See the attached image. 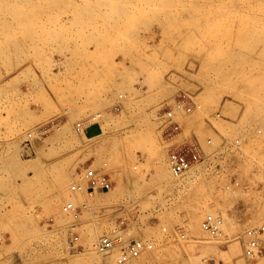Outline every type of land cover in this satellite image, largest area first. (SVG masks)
I'll return each mask as SVG.
<instances>
[{
    "label": "rangeland",
    "instance_id": "rangeland-1",
    "mask_svg": "<svg viewBox=\"0 0 264 264\" xmlns=\"http://www.w3.org/2000/svg\"><path fill=\"white\" fill-rule=\"evenodd\" d=\"M24 1H0V264H116L95 245L117 224L148 243L127 264H264L243 252L264 224V0ZM179 92L202 105L179 139L243 143L177 179L156 109ZM87 117L101 129L78 130ZM104 163L109 190L70 191ZM211 212L216 235L201 226ZM76 222L80 252L67 242Z\"/></svg>",
    "mask_w": 264,
    "mask_h": 264
},
{
    "label": "built area",
    "instance_id": "built-area-1",
    "mask_svg": "<svg viewBox=\"0 0 264 264\" xmlns=\"http://www.w3.org/2000/svg\"><path fill=\"white\" fill-rule=\"evenodd\" d=\"M121 96V95H120ZM202 105L196 102L188 93H176L171 99L165 100L159 104L156 109V118L158 120L159 131L162 140L167 144L166 159L171 174L176 177L186 175L192 168L202 164L207 165L212 159L218 158L220 153V145H224L230 152L240 151L243 143V136L239 133L232 137H226L219 134L220 144H216L213 135H207L204 139L206 146L213 147L211 151L203 149L197 138L191 136L189 138L179 139L187 129L189 118L194 113L201 110ZM118 109V107H116ZM97 117L100 116L98 113ZM219 111L213 114V118H221ZM94 117H87L77 123V129L82 130L87 123H93ZM55 125L52 120L50 124L41 125L36 129L37 133H46ZM84 132V131H83ZM258 134L262 132L261 128H257ZM28 136H31L29 134ZM29 138H26L27 142ZM231 184L240 185L239 178L236 174H231ZM83 179L86 183L84 186L78 182L70 184L69 189L72 192L85 190L87 196L91 197L96 193L109 190L112 187V181L106 170V163L101 167H85L83 171ZM264 197V190H263ZM82 206L75 204L73 201H66L62 205L63 212L70 214L75 220L79 218ZM223 219L219 214L207 213L201 222L203 230L210 235H216L222 225ZM78 222L69 226V236L67 239L70 250L80 252L83 244L80 241L77 232ZM122 225H115L110 230L100 235L96 250L101 254H109L117 250L118 254L115 258L116 264H124L132 259L139 257L142 251L148 246L144 240L130 239L126 241L122 235ZM264 233V224L248 227L245 231L246 240L244 241L243 252L247 258H255L264 253V242L262 234Z\"/></svg>",
    "mask_w": 264,
    "mask_h": 264
},
{
    "label": "bare ground",
    "instance_id": "bare-ground-1",
    "mask_svg": "<svg viewBox=\"0 0 264 264\" xmlns=\"http://www.w3.org/2000/svg\"><path fill=\"white\" fill-rule=\"evenodd\" d=\"M0 1L2 2V6L6 7L4 11H8V10H7V7H12V6L15 7V5H16V3H17V2H16V3H11V2H10L11 0H10V1H9V0H0ZM14 1H15V0H14ZM23 1H24V0H23ZM55 1H56V0H55ZM55 1H52V3L55 2ZM59 1H60V0H59ZM24 2H25V1H24ZM42 2H44V1H42ZM70 2H71V1H70ZM46 3H47V2H46ZM12 4H13V5H12ZM14 4H15V5H14ZM20 4H21V3H20ZM22 4H23V3H22ZM39 4H40V3H39ZM42 5H43V4H42ZM63 5H65V4H63ZM37 6H38V5H37ZM53 6H54V5H53ZM55 6H56V5H55ZM4 7H3V8H4ZM19 7H20V6H19ZM46 7H47V6H46ZM51 7H52V6H51ZM0 8H1V10L3 9V8L1 7V3H0ZM36 8H37V7H36ZM41 8H42V6H41ZM12 9H13V7H12ZM32 9H33V8H32ZM49 9H50V8H49ZM10 10H11V9H10ZM17 10H18V9H17ZM19 10H20V9H19ZM21 10H22V9H21ZM21 10H20V11H21ZM35 10H36V9H35ZM35 10H34V11H35ZM30 11H31V10H30ZM14 12H15V11H14ZM17 12H19V11H17ZM23 12H24V11H23ZM31 12H32V11H31ZM2 13H4V12H2ZM7 13H8V12H7ZM20 13H22V12H20ZM25 13H26V12H25ZM39 13H40V12H39ZM39 13H38V14H39ZM14 14H15V13H14ZM16 14H18V13H16ZM27 14H28V13H27ZM20 15L22 16V14H19V15H17V16L20 17ZM24 15H25V14H24ZM24 15H23V16H24ZM29 15H30V14H28V16H29ZM32 15H33V14H32ZM39 15H40V14H39ZM0 16H1V15H0ZM9 16L12 18V15H11V14H10ZM13 16H14V15H13ZM15 16H16V15H15ZM15 16H14V17H15ZM17 16H16V17H17ZM47 16H48V15H47ZM3 17H4V16H3ZM14 17H13V19H14ZM25 17H27V15H26ZM32 17H33V16H32ZM21 18H22V17H20V19H21ZM27 18H29V17H27ZM49 18H50V17H49ZM57 18H58V17H57ZM20 19H19V20H20ZM23 19H24V18H23ZM23 19H22V20H23ZM38 19H39V18H38ZM2 20H3V19H2ZM15 20H16V19H15ZM27 20H29V19H27ZM0 21H1V20H0ZM6 21H7V20H6ZM48 21H49V20H48ZM14 22H15V21H14ZM49 22H51V20H50ZM52 22H53V21H52ZM3 23H4V22H3ZM24 23H25V22H24ZM1 24H2V23H1ZM9 24H10V23H9ZM2 25H3V24H2ZM44 25H45V24H44ZM15 26H16V25H15ZM40 26H42V25H40ZM2 28H3V27H2ZM11 28H13V27H11ZM8 29H9V28H8ZM4 30H5V29H4ZM4 30H2V31H4ZM12 31H13V30H12ZM5 32H6V31H5ZM8 32H9V31H8ZM3 33H4V32H3ZM4 34H5V33H4ZM9 35H10V34H9ZM6 36H7V35H6ZM8 38H9V37H8ZM145 133H146L147 135H151V134H153V128L148 127V128L145 130ZM209 151H211V149H210ZM192 169H193V168H192ZM192 169H191V170H192ZM191 170H190V171H191ZM190 171H189V172H190ZM189 172H188V173H189ZM170 173H171V172H170ZM171 175H172V174H171ZM187 176H188V174H187ZM184 177H185V176H182V178H184ZM180 178H181V177H179V178H177V179H180ZM71 201H73V200H71ZM62 211H63V210H62ZM64 213H65V212H64ZM262 235H263V234H262ZM56 239H57V241H59L58 238H56ZM95 248H96V245H95ZM238 248H239V246H238ZM239 250H240V249H238V252H240ZM127 263H128V262H127ZM127 263H126V264H127Z\"/></svg>",
    "mask_w": 264,
    "mask_h": 264
},
{
    "label": "crops",
    "instance_id": "crops-1",
    "mask_svg": "<svg viewBox=\"0 0 264 264\" xmlns=\"http://www.w3.org/2000/svg\"><path fill=\"white\" fill-rule=\"evenodd\" d=\"M93 124H97L98 127H99V129H101V128H100V124H99L98 122L87 123V124H85V126H84V128H83V131H84L85 134H86V128L89 127L90 125H93ZM98 131H99V130H98ZM96 134H99V132H97ZM86 135H87V134H86Z\"/></svg>",
    "mask_w": 264,
    "mask_h": 264
}]
</instances>
